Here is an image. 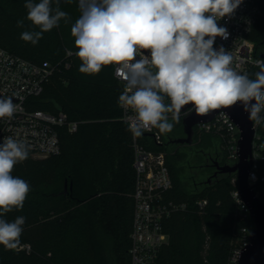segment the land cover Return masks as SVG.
Here are the masks:
<instances>
[{
  "label": "trees",
  "instance_id": "16d2710c",
  "mask_svg": "<svg viewBox=\"0 0 264 264\" xmlns=\"http://www.w3.org/2000/svg\"><path fill=\"white\" fill-rule=\"evenodd\" d=\"M61 1L71 9L75 22L80 15L78 0ZM25 2L0 0V46L35 62L68 60V67L60 65L51 73L34 103L40 109L63 110L79 124L74 132L62 129L58 154L41 158L29 153L26 161L14 167L12 175L27 181L30 192L22 209L0 210V219L11 222L25 217L19 244L29 243L30 249L0 245V264H130L134 170L132 133L121 119L118 103L121 84L112 65L98 74H82L74 38L61 36L60 26L43 33L35 45L20 39L24 31L39 30L26 18ZM255 2L260 14L249 37L255 55L261 56L264 0ZM18 20H24L23 27H17ZM168 115L174 127L161 133V146L149 142L145 134L140 136L148 148L166 152L173 183L166 198L186 204L163 218L168 243L159 250L156 264H228L241 226L252 228L251 220L235 217L230 192L236 175L203 181L201 176L209 175L213 168L205 163L203 152L216 151L223 164L226 151L216 135L196 130L192 145L170 144V139L183 134L182 116L174 122ZM193 158L195 164H190ZM184 164L195 170H189L194 177L191 181L183 177ZM198 199L207 201L201 211L195 205Z\"/></svg>",
  "mask_w": 264,
  "mask_h": 264
},
{
  "label": "clouds",
  "instance_id": "9594fccd",
  "mask_svg": "<svg viewBox=\"0 0 264 264\" xmlns=\"http://www.w3.org/2000/svg\"><path fill=\"white\" fill-rule=\"evenodd\" d=\"M53 0H26L27 20L39 30L24 31L20 39L35 45L43 33L69 20L68 13L52 6ZM242 0H78L79 17L71 35L81 61L82 74H98L103 67L120 65L125 88L118 103L133 113L129 131L140 137L157 128L172 131L181 110L208 115L240 105L254 126L264 124V61L255 78L233 67V56L216 37L227 39L218 20L233 14ZM24 20L17 21L23 27ZM149 54H145V53ZM139 57V59H137ZM168 101L166 103L165 101ZM19 105L0 98V118ZM220 115H226L221 112ZM30 148L11 136L0 143V210L22 209L30 184L12 175L14 167L29 158ZM26 218L0 219V245L14 249L20 242Z\"/></svg>",
  "mask_w": 264,
  "mask_h": 264
},
{
  "label": "built area",
  "instance_id": "2783aa9c",
  "mask_svg": "<svg viewBox=\"0 0 264 264\" xmlns=\"http://www.w3.org/2000/svg\"><path fill=\"white\" fill-rule=\"evenodd\" d=\"M260 9L255 0H242V3L229 16L218 20V26L226 27L229 33L227 39L216 37L214 48L223 46L233 56L232 67L240 73H248L254 79L255 73L260 71L257 60L264 61L261 56L255 55V45L249 37ZM70 54L69 51H67ZM149 54V53H145ZM139 59V57H137ZM63 65H70L68 60L57 63L43 60L31 61L0 46V98L11 97L18 104L17 111L11 118H0V143L4 137L26 143L32 155L48 157L56 155L61 150L60 134L62 129L74 132L79 122L68 118L63 110H45L35 107L34 98L41 95L45 83L51 73ZM113 75L121 84L120 94L124 91L125 80L121 75L120 65L113 64ZM119 94V96H120ZM121 119L129 128V120L133 113L120 104ZM187 111V110H186ZM181 112L183 116L185 112ZM221 112L226 115H220ZM262 125L254 126L251 143V167L248 171L247 182L254 196L264 205V130ZM198 133H212L217 136L220 146L226 151L228 162L238 159L237 143L240 130L223 110H215L211 119L194 125ZM143 134L149 142L157 146L163 144L161 132L153 127ZM134 170V188L131 193L133 200L132 227L129 234L130 244L128 254L130 264H156L157 255L161 247L168 243V234L163 228V218L172 211L184 209V202H175L166 198V192L172 188V177L166 164V152L163 149H152L140 137L132 135ZM236 204L235 217L246 221L250 220L247 205L242 200L235 187L230 192ZM206 199H198L195 205L203 210ZM251 228L241 226L237 240L234 243L228 264H238L242 248L248 243ZM18 248L29 251V243H21Z\"/></svg>",
  "mask_w": 264,
  "mask_h": 264
},
{
  "label": "water",
  "instance_id": "95a60500",
  "mask_svg": "<svg viewBox=\"0 0 264 264\" xmlns=\"http://www.w3.org/2000/svg\"><path fill=\"white\" fill-rule=\"evenodd\" d=\"M264 58V55H261ZM192 105H186L181 110L184 112ZM225 110L240 130V138L237 143L238 159L235 162H225L220 164V156L212 161L215 171L210 175V182L222 174H235L237 179V189L248 207L252 228L249 233L248 243L242 248L238 264H264V205L254 196L251 187L247 182L248 171L251 167V143L253 138L252 121L248 119V114L243 111L240 105L232 106ZM215 111L208 115L200 116L194 111L181 118L183 136L170 139L175 143H191L194 135V125L211 119Z\"/></svg>",
  "mask_w": 264,
  "mask_h": 264
},
{
  "label": "rangeland",
  "instance_id": "374dc122",
  "mask_svg": "<svg viewBox=\"0 0 264 264\" xmlns=\"http://www.w3.org/2000/svg\"><path fill=\"white\" fill-rule=\"evenodd\" d=\"M53 4H54V7L56 6V0H53V2H52ZM59 7H60V9L62 10V11H65V12H67L68 13V16H69V20L67 21V22H64L63 20L60 22V24H59V26L62 28V35L61 36H64L66 39H69V38H74V37H72V35H71V26H72V24L74 23L73 22V16H72V12H71V9L67 6V5H65L61 0H59ZM58 26V27H59ZM189 151V150H188ZM206 152H209L210 154H214V153H211V151H208V150H205V154H203V155H206ZM34 156V155H33ZM213 156H215V155H213ZM36 157V156H35ZM191 158V157H190ZM189 158V159H190ZM195 161H196V159H191V161H190V164H195ZM197 163V162H196ZM204 165V164H203ZM205 166V165H204ZM206 167V166H205ZM189 170H190V172H192V173H194V169H192L191 168V166H189V165H187V164H184V169H183V171H182V173H183V177H185L186 178V180H192V179H194V177L189 173ZM199 180H200V178H199ZM187 184H188V182H187ZM191 188H192V185H191V182L188 184ZM188 186V187H189Z\"/></svg>",
  "mask_w": 264,
  "mask_h": 264
},
{
  "label": "flooded vegetation",
  "instance_id": "af4514ba",
  "mask_svg": "<svg viewBox=\"0 0 264 264\" xmlns=\"http://www.w3.org/2000/svg\"><path fill=\"white\" fill-rule=\"evenodd\" d=\"M181 136H183V134L179 135L178 137H181ZM176 138H177V137H176ZM169 143H170V144H174L175 142H169ZM175 144H179V145H192V142L189 143V144H188V143H175ZM203 154H205V153L203 152ZM213 155H215V156H213ZM213 155L210 154L209 152L206 153V155H204V161H205V163H206L207 165L212 164V161H214L215 158H217V156H219V155L217 154L216 151L214 152ZM214 171H215V168L213 167L211 173H210L209 175H206V176H201V179H202L203 181H208L210 175H212V173H213ZM194 175L196 176V175H198V174L195 173Z\"/></svg>",
  "mask_w": 264,
  "mask_h": 264
}]
</instances>
